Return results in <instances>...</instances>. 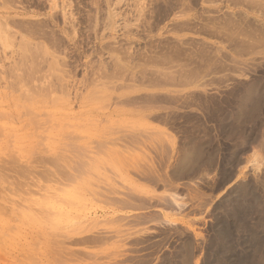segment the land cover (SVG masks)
Returning <instances> with one entry per match:
<instances>
[{
    "label": "rangeland",
    "instance_id": "374dc122",
    "mask_svg": "<svg viewBox=\"0 0 264 264\" xmlns=\"http://www.w3.org/2000/svg\"><path fill=\"white\" fill-rule=\"evenodd\" d=\"M263 11L0 0V264H264Z\"/></svg>",
    "mask_w": 264,
    "mask_h": 264
},
{
    "label": "bare ground",
    "instance_id": "6f19581e",
    "mask_svg": "<svg viewBox=\"0 0 264 264\" xmlns=\"http://www.w3.org/2000/svg\"><path fill=\"white\" fill-rule=\"evenodd\" d=\"M256 3V2H255ZM259 3V2H258ZM255 5L253 4V6L252 7H254ZM256 6H258V5H256ZM251 7V6H250ZM259 7V6H258ZM257 7V8H258ZM261 8V7H260ZM249 9V8H248ZM259 9V8H258ZM255 10V9H254ZM241 12V11H240ZM243 12V11H242ZM264 12V11H263ZM234 14V13H233ZM238 14V13H237ZM243 14V13H242ZM245 15V14H244ZM2 22V21H1ZM1 22H0V25H1ZM7 23V22H6ZM3 25H5V23L3 22L2 23ZM243 25V24H242ZM251 25V24H250ZM247 27V26H246ZM252 30V29H251ZM248 31V30H247ZM249 32H251L250 30H249ZM254 32V31H253ZM258 32V31H257ZM263 38V37H262ZM248 39H250V38H248ZM254 39V38H253ZM253 39H250L251 40V43L249 42H246V43H248V45H247V47H250V46H252V45H254V43L255 42H257L256 40L257 39H255V40H253ZM248 41V40H247ZM242 43H243V41H241ZM245 43V44H246ZM244 45V44H243ZM250 45V46H249ZM240 46H241V44H240ZM246 46V45H245ZM239 47V46H238ZM246 47V48H247ZM252 48V47H251ZM241 49H242V47H241ZM248 49V48H247ZM247 49L245 50V49H242V51L243 50H245V51H247ZM252 49H254V48H252ZM236 51V50H235ZM237 51H239V49L237 50ZM241 51V50H240ZM241 55H243V53H240ZM239 56V55H238ZM221 59V58H220ZM234 59V58H233ZM222 61V60H221ZM240 61V60H239ZM217 62V61H216ZM224 62V61H223ZM242 62V61H241ZM231 66V65H230ZM227 67V66H226ZM195 68V67H194ZM147 95V94H146ZM145 95V96H146ZM156 95V94H155ZM164 96V95H163ZM147 98H148V96H146ZM150 97V96H149ZM176 97V96H175ZM135 98V97H134ZM147 98H146V100H147ZM151 98V97H150ZM157 98V97H156ZM143 100H144V98H143ZM149 101V100H148ZM154 101V100H153ZM135 102H136V100H135ZM144 102H146L145 100H144ZM152 102V101H151ZM148 103V102H147ZM154 105V104H153ZM205 111V110H204ZM206 113V112H205ZM205 115V114H204ZM208 115V114H207ZM212 156V155H211ZM210 156V157H211ZM213 158V157H212ZM212 160V159H211ZM212 162V161H211ZM226 180V179H225ZM248 189V188H247ZM251 194V193H250ZM251 197V196H250ZM249 197V198H250ZM173 198V197H172ZM115 199V198H114ZM114 199H111V200H114ZM174 199V198H173ZM173 199H172V202H173ZM177 199V198H176ZM175 199V200H176ZM122 200V199H121ZM121 200H120V202H119V199H118V203H125V201H127V200H125V201H123V202H121ZM178 200V199H177ZM250 200V199H249ZM117 201V200H116ZM180 201V200H179ZM251 202H250V204H251V207L253 206V205H255L254 203L255 202H257L258 203V201H259V198H257V195L255 194V193H252V197H251V200H250ZM175 202V201H174ZM173 202V203H174ZM256 203V204H257ZM125 204H127V203H125ZM177 204H179V203H177ZM182 204V203H181ZM180 206V205H179ZM245 206V205H244ZM257 206V205H256ZM121 208H123L122 206H120ZM244 208V207H243ZM181 208H179L178 210H180ZM49 211V210H48ZM250 211H251V209H250ZM43 213H46V212H43ZM53 212H51V214H52ZM255 213V212H254ZM50 214V213H49ZM41 215V214H40ZM137 215H139V214H137ZM122 216V215H121ZM132 216H133V214H132ZM140 216H142L141 214H140ZM139 216V218L141 219L142 217H140ZM144 216V215H143ZM45 217V216H44ZM123 217H125V216H122V218L120 217V219H123L124 220V218ZM128 217V216H127ZM134 217H135V215H134ZM136 217H138V216H136ZM146 217V216H145ZM129 218V217H128ZM130 218L132 219V217L130 216ZM138 218V219H139ZM163 218V217H162ZM125 219H127V218H125ZM130 219V220H131ZM118 221H119V219H117ZM116 220V221H117ZM136 220V219H135ZM164 220V219H163ZM127 220H125V222H126ZM43 222V221H42ZM93 222V221H92ZM130 222V221H129ZM73 223V222H72ZM80 224V223H79ZM91 224V223H90ZM94 225H92V226H95V223H93ZM98 224V223H97ZM91 226V225H90ZM79 227V226H78ZM82 226H80L79 228H81ZM85 227H86V225H85ZM85 227H84V229H85ZM96 227V226H95ZM83 229V228H82ZM83 229V230H84ZM83 230H80V232H77L76 233V235L74 234V235H70L68 238L70 239V241L72 242V244H75V245H79V244H85L86 246H88L89 244L88 243H90V245H92V243L93 244H95V243H97L98 244V242H100L101 240H103V238H104V236L102 235H100L99 234V232L97 233H89V234H86V233H83L82 231ZM109 232V231H108ZM122 232V231H121ZM107 236V235H106ZM67 238V239H68ZM65 239V238H64ZM105 241V240H104ZM88 245H87V244ZM102 243V242H101ZM82 245V246H83ZM99 246V245H98ZM92 247V246H91ZM78 250V249H77ZM77 250L76 251H74V252H76V253H81L80 251H78L77 252ZM73 251V250H72ZM71 253V252H70ZM83 253V252H82ZM81 253V254H82ZM85 253V252H84ZM83 253V254H84ZM72 254V253H71ZM87 254V253H86ZM77 255H79V254H77ZM85 256V255H84ZM79 257V256H78ZM130 258V257H129ZM132 258V257H131ZM142 258V257H141ZM147 258V257H146ZM93 259V258H92ZM133 259V258H132ZM126 261H127V259H125ZM135 260V259H134ZM142 261V260H141ZM92 262H94V261H92ZM140 262V261H139ZM146 264V263H145Z\"/></svg>",
    "mask_w": 264,
    "mask_h": 264
}]
</instances>
